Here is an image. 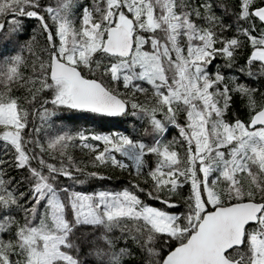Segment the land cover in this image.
Masks as SVG:
<instances>
[{"label": "snow or ice", "instance_id": "snow-or-ice-1", "mask_svg": "<svg viewBox=\"0 0 264 264\" xmlns=\"http://www.w3.org/2000/svg\"><path fill=\"white\" fill-rule=\"evenodd\" d=\"M0 18V264H264V91L247 83L264 0H0ZM72 111L146 118L152 142L51 134ZM89 165L147 169L149 190H77L112 179Z\"/></svg>", "mask_w": 264, "mask_h": 264}, {"label": "trees", "instance_id": "trees-1", "mask_svg": "<svg viewBox=\"0 0 264 264\" xmlns=\"http://www.w3.org/2000/svg\"><path fill=\"white\" fill-rule=\"evenodd\" d=\"M44 3H54V0H43ZM0 22H3V19L0 18ZM29 33L33 28L36 27L35 20H27ZM43 38L41 37V40ZM247 56V50L243 52L241 57L239 58V63L242 65L244 63V59ZM217 66L225 73L226 76H232L235 74L236 69L229 70L224 67V62L222 59L217 58L214 64L211 66L210 71H215ZM241 83L245 82L243 78L240 79ZM247 83L250 86L258 87L262 91H264V80L259 81L258 83H254L251 80H248ZM236 109H240L239 103L234 106ZM66 117L63 120H57L55 123V127L49 129L51 134H55L60 128L64 130L71 131L73 133L78 131H84L87 133H102V134H110V133H121L131 135L135 138L143 137L145 142L151 143L152 137L145 135V128L148 127L146 123V118L144 120H135V118L128 117H118V118H109L102 115H97L90 112H80V111H72L66 112L63 114ZM240 115L242 118H246V113L243 110H240ZM158 118H161L158 114ZM134 121V122H133ZM180 122L183 123V118H180ZM39 123V121H37ZM168 131L164 134L163 137H157L158 139H162L165 142L172 140L174 137L178 138V130L171 125H168ZM171 133L168 135L169 131ZM43 136V133L41 134ZM102 148V145H101ZM69 153L76 159L79 166L84 167L86 164H89V155L86 150L79 149H69ZM118 155V154H117ZM155 157L148 156L146 160L149 165L155 166ZM53 163H58V161H50ZM88 171L98 170L101 174L111 176V180H90L82 185H74L77 190L83 191H100V190H109V191H119L125 187H130L132 183H139L141 187L145 188V190H149V184H145L144 180L147 178V169L145 170V174L139 177L130 175L129 172H121L117 169H112L109 167H101L99 169H93L91 165L88 166ZM68 183H71L70 181ZM121 184V189L117 188V186ZM108 186V188H107ZM189 186H185L182 189V193L184 196L189 194ZM141 198L150 205L156 207H163L158 201H153L149 199L145 194H141ZM183 208L176 209L174 211H182Z\"/></svg>", "mask_w": 264, "mask_h": 264}, {"label": "rangeland", "instance_id": "rangeland-1", "mask_svg": "<svg viewBox=\"0 0 264 264\" xmlns=\"http://www.w3.org/2000/svg\"><path fill=\"white\" fill-rule=\"evenodd\" d=\"M171 133V130L169 131V133H168V135ZM152 167H154V166H152ZM107 188H108V186H107ZM117 188H120L121 189V184L119 183V185L117 186Z\"/></svg>", "mask_w": 264, "mask_h": 264}, {"label": "water", "instance_id": "water-1", "mask_svg": "<svg viewBox=\"0 0 264 264\" xmlns=\"http://www.w3.org/2000/svg\"><path fill=\"white\" fill-rule=\"evenodd\" d=\"M94 114H96V113H94ZM97 115H101V114H97ZM103 116V115H102ZM105 117H108V116H105ZM109 118H118V117H109Z\"/></svg>", "mask_w": 264, "mask_h": 264}]
</instances>
